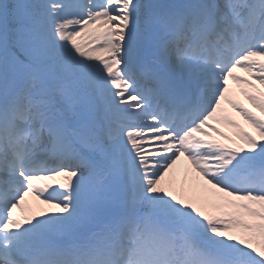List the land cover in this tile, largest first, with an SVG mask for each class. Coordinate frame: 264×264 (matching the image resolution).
<instances>
[{"label": "snow or ice", "instance_id": "1", "mask_svg": "<svg viewBox=\"0 0 264 264\" xmlns=\"http://www.w3.org/2000/svg\"><path fill=\"white\" fill-rule=\"evenodd\" d=\"M260 89L264 0H0V264H264Z\"/></svg>", "mask_w": 264, "mask_h": 264}, {"label": "rangeland", "instance_id": "2", "mask_svg": "<svg viewBox=\"0 0 264 264\" xmlns=\"http://www.w3.org/2000/svg\"><path fill=\"white\" fill-rule=\"evenodd\" d=\"M244 75V74H243ZM232 88H233V90H234V98L241 104V105H243V107L244 108H246V109H248L249 111H250V108H252V105L251 104H249V102L242 96V95H240L239 94V92L237 91V86L236 85H232L231 86ZM254 113L256 112V110H252ZM228 113H229V115H231L232 116V114L231 113H234V114H236V117H238L239 115L237 114V113H235V112H233L231 109H229L228 110ZM261 114V113H260ZM236 117H233L232 116V118H234L235 120L236 119H238V118H236ZM239 123V122H238ZM213 126L214 127H216L217 129H221L220 131L221 132H224V133H226V134H228V135H232L233 134V129H231V128H229L227 125H225V124H223L222 122H218V121H216L215 122V124H213ZM245 131H247L246 129H245ZM249 132V131H248ZM255 132H252V134L255 136L256 135V133L254 134ZM234 138V137H233ZM257 139H259V137L257 136ZM182 169H188L189 170V174H190V176L193 174L192 172H191V168H190V165H188V163H187V161L186 160H183L182 159V161L180 162V164L178 165V168H177V173H176V179H177V181L179 182V181H181V180H183V171H182ZM28 205H31L32 206V210L33 211H35L36 210V208L37 207H44V206H42V205H37L36 204V202L35 201H33V200H31V199H29L28 200ZM26 210H27V208H26ZM234 234H237V233H234Z\"/></svg>", "mask_w": 264, "mask_h": 264}]
</instances>
